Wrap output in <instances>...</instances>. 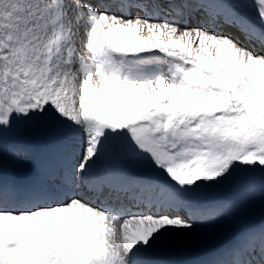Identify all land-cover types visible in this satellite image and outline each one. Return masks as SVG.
<instances>
[{"label":"snow or ice","instance_id":"6c2138e0","mask_svg":"<svg viewBox=\"0 0 264 264\" xmlns=\"http://www.w3.org/2000/svg\"><path fill=\"white\" fill-rule=\"evenodd\" d=\"M21 124L0 264H264V0H0V157Z\"/></svg>","mask_w":264,"mask_h":264},{"label":"rangeland","instance_id":"374dc122","mask_svg":"<svg viewBox=\"0 0 264 264\" xmlns=\"http://www.w3.org/2000/svg\"><path fill=\"white\" fill-rule=\"evenodd\" d=\"M195 26L196 25H192L191 27H195ZM143 34L147 35L148 33L144 32ZM22 135L24 136L34 135V137L41 136L44 137L42 139H46V133L43 129L39 127L26 126L24 124H21L12 132H9L7 136H5V138L9 139L8 137L12 136L19 140L21 139V137H23ZM0 160L8 165H22V166L29 165V161L27 159L14 157L12 155H9L7 152H5L2 155V157H0ZM260 216H261V206H260V202L257 201L249 209L247 218L249 220L258 221L260 219ZM231 231H232L231 225L228 223H223L220 225H216L214 227L203 228L196 233L178 235L179 237L177 236L174 242L166 246L165 251H168V253H173L178 248L181 249L187 246H199L204 241L210 242L212 240L214 242H217L220 241L221 238H223L222 236L224 234L227 235L229 233V235H231ZM206 237H208V239Z\"/></svg>","mask_w":264,"mask_h":264},{"label":"bare ground","instance_id":"6f19581e","mask_svg":"<svg viewBox=\"0 0 264 264\" xmlns=\"http://www.w3.org/2000/svg\"><path fill=\"white\" fill-rule=\"evenodd\" d=\"M214 234H215V232H214ZM213 234V235H214ZM219 234V233H218ZM205 235V234H204ZM179 237V236H178ZM202 237V236H201ZM211 237V236H210ZM223 238H226V234H224L223 236H222ZM207 239H208V237H206ZM213 238V237H212ZM222 239V238H221ZM207 242H202L199 246H202V249H204V248H207V247H210V246H212V244L211 245H205ZM202 249H200V250H202ZM199 250V251H200Z\"/></svg>","mask_w":264,"mask_h":264}]
</instances>
